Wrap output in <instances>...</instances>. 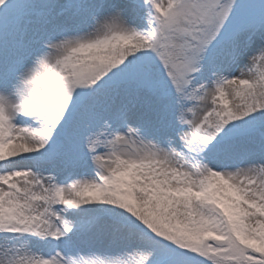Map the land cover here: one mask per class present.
<instances>
[{
    "label": "snow or ice",
    "instance_id": "snow-or-ice-1",
    "mask_svg": "<svg viewBox=\"0 0 264 264\" xmlns=\"http://www.w3.org/2000/svg\"><path fill=\"white\" fill-rule=\"evenodd\" d=\"M0 264H264V0H0Z\"/></svg>",
    "mask_w": 264,
    "mask_h": 264
}]
</instances>
